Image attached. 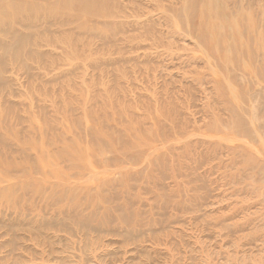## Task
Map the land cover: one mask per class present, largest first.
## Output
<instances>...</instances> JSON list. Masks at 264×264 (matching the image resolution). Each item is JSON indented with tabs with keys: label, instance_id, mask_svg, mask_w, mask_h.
<instances>
[{
	"label": "rangeland",
	"instance_id": "1",
	"mask_svg": "<svg viewBox=\"0 0 264 264\" xmlns=\"http://www.w3.org/2000/svg\"><path fill=\"white\" fill-rule=\"evenodd\" d=\"M185 1L112 0L90 31L73 17L45 31L0 26L9 48L14 32L44 42L22 63L0 48V192L15 188L0 198V264H264V157L226 129L230 102L195 40L164 21ZM80 152L94 159L81 176L63 161L47 187H79L70 200L82 206L37 200L34 221L22 185L41 175L28 165ZM107 210L131 217H106L102 231L88 213Z\"/></svg>",
	"mask_w": 264,
	"mask_h": 264
},
{
	"label": "bare ground",
	"instance_id": "2",
	"mask_svg": "<svg viewBox=\"0 0 264 264\" xmlns=\"http://www.w3.org/2000/svg\"><path fill=\"white\" fill-rule=\"evenodd\" d=\"M111 1L0 0V26L8 27L11 23H17V19L21 18L23 20L21 27L31 28L36 32V28L43 25L41 27L45 31L48 30L50 25L60 27L66 24L70 25L73 23L70 17H73L74 22L77 21L82 29L90 31L95 28L88 26L87 20L89 18L94 16L109 18L113 15L111 13L116 6L114 4L111 6ZM238 4V6L237 2L231 4L229 0H199L198 2L197 0H186L182 7H173L169 10V14L164 21L176 35L185 33L191 35L195 40L196 45L199 47V53L195 57L203 60L214 89L221 97H226L230 102V106L226 110L232 119L227 122L226 129L233 131L236 136L240 135L252 140L253 149L256 150L257 156L264 157V7L259 8L252 3L240 2ZM106 8L112 11H105ZM8 15L14 16L13 22L7 18ZM25 22L26 24H24ZM4 32L5 30L0 27L1 36H4ZM174 33L172 34L174 35ZM14 35L15 37L12 40H15V42L10 43L14 47L9 48V44L0 43V48L6 50V52L17 51L15 57H10L11 61L22 63L27 59L36 60L35 55H37V52L33 48L44 42L41 40L28 42L25 40L24 35H19L17 32H14ZM46 42L49 43L47 40ZM75 52L71 48L65 50L68 58ZM219 127L221 126L215 122L211 129L215 130ZM216 134H219V132ZM42 147L45 146L42 145ZM42 147L40 146V148ZM45 148L47 149V147ZM51 155L38 157L35 161H38L39 165L36 166L35 162L32 163L36 167L32 164V166L28 165L29 172L33 170L31 172L38 173L41 176L33 179L32 184H27V187L24 184L22 185V193L26 192L31 200L29 215L34 221L38 217L36 215L37 200L47 205V207H50L51 201L54 202V198H59L65 202V207L76 209L82 206L80 202H71L70 200L71 197L75 196V189L79 187L75 188L73 186V190L68 193L65 190L66 186L62 184H53L50 191L47 184L51 183L52 177L63 178L61 177L62 172L59 170V168L63 169L62 165L59 166L60 162H67L69 164L68 170L73 172L75 177H80V174L87 169L82 161L90 160L91 163L94 161L91 158L92 155H85L83 152L74 156L73 154L55 156L59 160ZM5 163H3L4 166ZM81 163L83 164L81 165ZM3 164H0L1 170L4 168ZM12 165L14 163L9 164V167ZM95 165H97V159L93 166ZM17 166L20 167V165ZM26 167L22 165L23 169ZM24 171L26 172L25 169ZM259 175L261 179H264V169L260 170ZM25 176L27 177L26 174ZM60 180L62 179L57 181ZM14 189L10 186L5 187L0 192V198L11 196L14 198V192L12 191ZM65 193L68 194L67 198L64 195ZM83 203L87 204L88 200L83 201ZM91 214L100 219L98 225L94 226L101 227L99 229L102 231L110 229H102L108 226L105 222L106 217L119 220L124 218L123 214L126 215V218L131 217L128 212L123 213V211L107 210L102 214L89 211L88 216H91Z\"/></svg>",
	"mask_w": 264,
	"mask_h": 264
}]
</instances>
